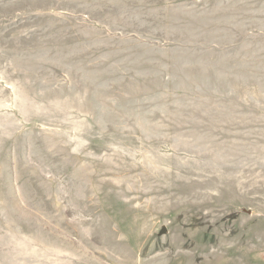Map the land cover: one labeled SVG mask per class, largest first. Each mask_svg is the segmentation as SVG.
I'll use <instances>...</instances> for the list:
<instances>
[{
	"label": "rangeland",
	"instance_id": "obj_1",
	"mask_svg": "<svg viewBox=\"0 0 264 264\" xmlns=\"http://www.w3.org/2000/svg\"><path fill=\"white\" fill-rule=\"evenodd\" d=\"M0 264H264V0H0Z\"/></svg>",
	"mask_w": 264,
	"mask_h": 264
}]
</instances>
